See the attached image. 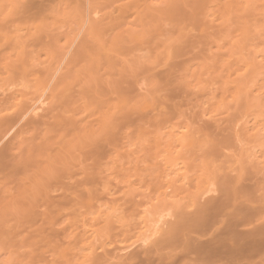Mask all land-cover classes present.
<instances>
[{"label": "rangeland", "instance_id": "obj_1", "mask_svg": "<svg viewBox=\"0 0 264 264\" xmlns=\"http://www.w3.org/2000/svg\"><path fill=\"white\" fill-rule=\"evenodd\" d=\"M1 1L3 3L0 4L1 6L0 30L2 31L0 33L2 34L1 37L4 36L5 38L4 37L3 39L0 38V52H3L2 55H0V61H1L0 73L3 72L2 70L3 69L5 70V68H7V66L9 65V64L5 65L6 64L5 62H9L8 60L10 59V58L8 59L6 56L9 55V57H11L12 55L11 52H14L16 49L19 48V45L17 43L22 39V44L25 45L24 47L27 48L28 46L29 48L27 49L28 52L31 51L30 53L27 52L28 54L27 60L29 62L27 61L26 65L31 66L32 63V65L36 67V65L40 64L39 66L41 67V65H44L46 61L48 63L49 60H52L53 63H51V65L54 64L53 65L54 67L52 66V68L55 69L53 70L51 68L50 76L55 77L57 71L61 67L60 63L63 64V61H65V57L67 55L66 53L69 51V49L71 50V48L74 47V45H76V43L82 39V35H83L82 33H84L85 31L83 29L89 27L88 26L89 22L91 23L95 22L96 25H94L95 26L94 28L98 29L95 31L96 33H94V36L96 37L98 36L99 38L97 37L96 39V37H94L95 38L94 40H99L100 38L101 39L99 40L100 44L99 42L97 43L95 41H89L92 44L89 43L91 44V46L87 50L88 54L92 47H94L92 50L94 49L99 50L98 48L102 46L101 47L102 52L100 54L105 53L104 52L105 50L106 51L105 54L109 55L108 58L110 57L109 60L111 61L113 60L112 62L117 60L121 62H114L116 63L115 65L120 66V67L113 66L115 70L111 68L112 66L110 67V65H108L109 66L108 68H111V70L107 68L103 70L104 68L101 67L100 64L102 63L101 61L99 64L97 63L98 61L97 62L92 61L91 63L93 66H91L90 63L88 62V59L89 57H91V59L92 57H96L97 56L96 53L100 52L99 50L98 52L95 51L96 52L95 55H94V51H92L91 53L92 55L91 54L85 55L86 57L89 56L87 57V59L84 58L85 56L82 58L80 57L81 60L86 59L83 60V62L79 59L80 66L82 65L81 62L82 63H85L84 61L88 62V65L85 64L82 66V67L85 66V68H80L79 70L82 69L86 70L87 67L91 66L90 67L91 71H93L91 72L92 75L89 74L90 71L88 72H85V70L79 71L76 68L80 73L79 76L80 79L78 77L79 81L77 79V83L80 82L81 79L83 81L84 79L89 78V75L94 76V78H96L97 76L99 79L106 80L107 78H109L108 74L114 72V76H118L117 78L120 81L119 87L117 88V90H115V92H111V90L108 89L104 90L106 86H108L107 85L108 82L106 84L104 83L101 84L102 86L106 85L105 87H103L104 89L102 88V86L99 87V90H101L100 88L103 89V91L101 92H103L104 95L103 93H100V91L98 90L97 92L95 88L85 89L83 92H78L76 89L72 91L71 90L72 88L70 87H75L76 85V84H73L74 86L71 85L72 83L76 82V80H74L75 79L74 75H72L71 77L70 75H68L69 77L63 76L65 79L64 78L62 79V77L61 79L56 77L57 79L61 80L62 83H65L63 82V80L66 81L68 78L69 79L73 78L72 80L71 79L67 80L68 81L67 84L66 83H65L66 85L63 84L64 87H62V83L60 81L59 82L61 86L59 87L60 84H58L56 78L50 77V80L48 79L49 81H46L48 84L50 83V85L53 84V82L55 84L56 83L55 80L57 81L59 88V91L57 89V92L60 93H58L57 95V93L55 94L56 91L55 92L52 91L54 92L55 97L56 96L58 97L57 99L55 98V100L52 97H50L51 98L49 99L50 101L47 100L46 94L47 92L50 91L49 89H46L45 91L43 88L40 90L38 89L39 92H37L38 94L36 95V100H38L40 106L43 105V107H50L52 108L54 113L56 111L59 112V114L57 113L56 114L60 117V120L63 121L62 124L65 123L64 126L61 128L63 129V131L64 129H66L65 132L61 133L63 134L62 136L63 138H61V144H64V147L68 151L64 149L62 153L61 166L62 167L68 166L67 167L68 169L71 168L75 170L74 171L71 170V172L68 173L66 171L67 168L64 167L63 169L59 168L61 171L59 174L62 176V177L60 176L62 178V181L60 177H59L60 180L59 179L58 180L61 181L62 184L61 183L58 184L59 183L58 180H56L58 182H56L55 180L51 181L50 184V186L52 184H54L55 186L56 184L60 185L57 188L58 190L54 189L55 187L54 185L53 188L52 186L51 188L50 186L46 187L47 191H50V193L49 192L48 193L50 195L52 194L51 195L52 197L53 195H55L53 198L54 200L56 199L57 202V203L54 202L55 204L52 206V209H53V214L55 216H58V219H55V224L52 228H50V225H47L45 223V216L41 215L42 210L45 209V201L42 199L43 196L42 198H40L41 195H39L38 199H36L38 195L37 196L35 195L37 193L39 194V192H42V190L41 191L38 190L41 188L39 187L38 184H36L38 183L36 180L37 178L35 176L36 179H34L33 178L34 175L31 174L30 177L32 178L31 181H28L30 180V178L27 181L28 183L29 182L32 183L27 185L33 186L35 184V186H33L32 188L29 187V190L31 188V191L33 189V192L31 193L35 197L32 194H30V191L28 190L29 191L28 193L32 195V197L34 198L30 199L29 202H27L28 200L25 202L22 201L21 205L22 204L25 205L21 206L19 203L20 208L13 207V209L8 211L9 214L7 213L5 214L6 216L3 217L2 221L4 222H1L0 220V264H100V261L98 260L99 257L92 255L93 254L92 252H95L93 249L95 250L97 249V251L95 252L96 255H98L100 253L99 251H101L102 249L104 250V252L108 251L111 254H114L116 252V249L114 248H117L118 250H121L122 248L128 250L127 248L129 247L133 249L140 245L147 244L148 242L152 241L150 239H152L153 235H154L153 238H155L157 237L156 235L159 234L158 229L160 224L156 225L158 226L157 227L158 229L155 228L153 230L154 227L153 225L152 227L149 226L151 228L146 227L142 231H140L141 229H143L140 227L142 224H140V226L138 225L140 227V230L139 228H137L136 224H138V222L141 221L142 218L140 219V217H143L144 215L143 210H145L147 204L149 205L151 203L150 201H152L153 197L157 195L156 194L157 191H159V189L162 188V187L160 188V185L162 186L166 184V182L160 180L161 179L160 176H163L162 179L164 178V180L167 178L168 180H170L172 179L173 175L176 176L177 171L181 172L184 169L183 167H185L184 170H186L187 174L191 173V175L190 174L188 175V177H190L189 179H187L188 177H186V180H190L193 179L192 177H197V176L199 177L198 173L199 172L203 173L202 170L206 168L205 167L206 165L207 168H209L208 169L209 174L207 173L208 176L206 177H208V180H210V182L207 179L205 180L208 181V183L205 184L207 187L201 186L200 188L201 191H199L200 194L204 190L205 192H207L208 190L220 191V193L224 195L227 193L225 196L227 197L229 195L228 199L229 197L232 198V200L231 198L229 199V202L236 200L238 198L236 202L242 203L239 206H242L244 204L242 207L248 205V207L245 206V208H251V207L255 208V212L251 214V216L248 218L249 220L264 219V136L260 135V131H264V0H246V2L245 0L244 1L242 0L241 2L240 0H230V1L227 0L229 1V3L226 2L225 0L224 1L223 0H219V1L178 0L177 1L176 0L177 2V5L175 4L176 7H174V3L171 6H167L166 3L165 10L164 7H162L161 10H158L160 8L153 7L151 4L152 0L150 1L134 0V2L133 0L132 1L124 0L125 2L123 1V3L120 4L115 2H122V0L121 1L110 0L111 4H109V0H98V1L97 0H73V1L43 0L44 3L41 2L40 4L42 5L45 4V6L43 5L44 8L43 6L39 5L37 9L39 10L37 11V13L39 14L40 17L38 16L37 13H35L36 12L35 8H34L35 10L32 9L34 11L33 13V11L28 9L27 11L19 9L18 4L16 6V4L13 3L14 0L13 1L11 0L10 2L9 0H0V2ZM105 1L111 6L109 5L105 6L104 4ZM127 1L129 5H127L128 4ZM237 1L238 3H236ZM49 2L50 5L48 6ZM68 2L70 5L68 4ZM81 3L83 4L81 5ZM100 3L104 5H101ZM71 4H73V6L76 4V6L72 7ZM92 4H98V5L96 6ZM122 4H124L123 7H121ZM68 5L70 6L71 10L73 9L79 13L77 14V12L75 13V11L73 12L72 10L73 13L72 14L71 10L69 11V7H67ZM99 5H101L100 8L102 6L104 7L100 9L98 7ZM226 5L229 7H227ZM7 6L9 7L8 9L6 8ZM54 6L55 8H52ZM143 6H146L147 9H145ZM12 7H14V9ZM77 7L79 9H82V11L80 10L78 11ZM92 7L94 8V10ZM11 8L13 9L12 12L10 11ZM63 8L66 10H64ZM120 8L123 11L121 14L119 13L121 11ZM225 8L227 12L225 11ZM228 8H230V10ZM49 9H51L50 13H49ZM43 10H46L44 11L46 14H43L44 13ZM61 10L63 12L67 11V13L66 14L62 13ZM140 10L142 13H144V15L141 12H140L141 15L139 14ZM8 11H10L13 15L9 14L10 12ZM28 12H30L29 13L30 15L28 14ZM135 12L136 13L138 12V14H136ZM6 13L7 15L8 14L9 15L7 16ZM58 13L59 14L61 13V16ZM108 13L111 14L109 15ZM129 13L131 14L129 15ZM75 14H77L76 19H75ZM22 15L25 16L23 17ZM31 15H32L31 19L33 17L34 18L33 20L30 21L29 16ZM80 15H81V20H79ZM123 15H125V17L128 15L129 17L127 16L128 18L126 17L124 19ZM71 18L73 20L76 21L78 20V21L77 22L72 21ZM53 20L57 22L54 24ZM9 21L10 23L6 24ZM45 21L48 22L49 25ZM69 21L72 22L70 23ZM132 21L135 22L133 23ZM43 22L45 26H43ZM78 22L80 23L79 25ZM45 23L48 25L47 28H45L46 27ZM64 23H66V25H63ZM21 25L24 27H21ZM90 25L93 26V24ZM101 25L103 26V29ZM63 26H65V28ZM104 26H106L107 28ZM6 27L7 29L8 28L9 29L7 30ZM77 27L79 28V30ZM127 27L129 28L132 27V28L128 29ZM12 28L13 29L15 28L16 30L15 29L13 30ZM28 28L31 29V31H28L29 30ZM37 28H40L41 30ZM43 28H45L46 30H44ZM53 29H55L56 32ZM58 29L59 31L64 32L65 34L62 33L64 35H61V32H59ZM20 30L22 33L20 32ZM67 30L69 31L68 32L69 35L67 34ZM3 31H6L7 37L6 35H4L5 32L3 33ZM15 31L20 32L21 35L23 34L26 35L30 33L32 35L35 34L34 35L35 37L30 34L32 36V39L31 36L28 37L29 35L27 36V39L25 38L26 37L25 35L23 36L20 35L25 39L20 38L19 36L20 33L19 34L18 32L15 33ZM41 32L43 33L41 34ZM13 33L16 34L15 37L20 38V40L19 38L17 39V43L14 42L15 37ZM12 34L13 36L11 37ZM47 34H50V36ZM70 34L71 35L73 34L74 36L73 35L71 36ZM59 35H61L62 37H60ZM113 35L118 37V39L115 38L116 41H113V37H114ZM69 38L71 41L69 40ZM35 39L36 40L39 39V40L36 41L35 43ZM31 40H33L35 44H32L33 41ZM46 40L50 42V44H48ZM68 40L70 42H67ZM101 40L103 41L102 43L104 42L107 43H104L105 44L104 45L101 43ZM23 41H25L26 43H23ZM20 43L21 42H19V44ZM108 43L109 44L112 43V45L109 46ZM121 43L123 46L121 45V47H119L120 46L119 44ZM97 44L100 46H97ZM16 45L18 46V48L12 50L13 49L12 47L15 48ZM60 46L62 49L64 48L63 49L64 51L60 48ZM43 47L45 50L44 49L42 50ZM107 47L108 49H106ZM123 47L125 53L122 51V49H120ZM2 48H4L5 52L3 51ZM26 48H24L25 51ZM31 48L32 50L33 49L34 50L32 51ZM109 49L110 50L113 49L112 50L113 54H111L112 51L110 52ZM6 50H8L9 52ZM127 50H129V52ZM40 51H43L45 54H43V52L40 53ZM49 51H50V55L48 54ZM6 52L7 55L5 56ZM53 53L55 54L53 55ZM36 54L39 56V58L38 56L37 58H35ZM48 55L49 56L52 55L51 58ZM146 55L147 56L149 55V57H147ZM44 56L46 57L43 58ZM53 56L55 58L58 57L59 61L57 58V60H55L54 62V59H52ZM103 56L104 55H102V57ZM114 57L116 58L115 60ZM118 57L120 58L118 59ZM5 58H7V60ZM31 59L33 60V62L35 61L37 64L33 63ZM91 59L89 61H91ZM123 60H126L127 64H125L124 63L125 61ZM3 61L5 62L2 63ZM42 61L44 62L43 64ZM150 61L152 65H150ZM122 65H127V66L129 65V66L128 67L124 66L123 68ZM80 66H78V68ZM131 66L133 67L131 68V70H129L130 69L129 67ZM138 67H141V69L143 70L142 73H141L142 70H140ZM118 68L121 69L118 71L117 70ZM33 69L34 71L36 70V68L34 67L32 68L30 67L29 70H33ZM125 69L127 70L125 71ZM120 71H124L125 73L123 74ZM136 71H138V73H136ZM117 72H119V75L117 74ZM126 73H130V74L127 75ZM47 75L48 74L45 75L46 79H47ZM129 75L132 77V79L130 78ZM84 76L86 78H84ZM144 79L145 82H143ZM25 81L24 82L21 81V83L28 84L29 82H32L33 81L32 76L28 75ZM69 81L71 82L70 84ZM100 81L106 82L102 80ZM128 81H131L130 82L132 84L131 86H129L130 83H128ZM140 85L142 88L139 87ZM56 86L57 85L55 84L54 87L56 88ZM132 86L133 88H130ZM146 86H148L149 89L153 87V89L146 90L147 88ZM124 87L127 88V90L124 89ZM47 88H49V86ZM62 88L64 91L61 92ZM133 89H135V91ZM138 89H140V91ZM41 90L44 94L41 92ZM67 90H69V92H67ZM121 90H126V91H123V93L120 94V92H122ZM105 91H108L110 93L108 92L105 93ZM92 92L94 94H92ZM124 93L125 94L128 93V94L124 95ZM144 93H146L145 96H143ZM73 94L76 95V97ZM92 95L96 96V97L94 96L95 100L96 99L98 100L96 101V103ZM84 96L86 97V101H84L85 99ZM134 96L136 98H134ZM71 97L75 98L74 99L75 101L71 99ZM124 98L127 99L125 100ZM40 100L42 101L40 102ZM51 100L53 101V103ZM71 100L74 104L73 103L71 104L70 102ZM14 101L12 103H14ZM43 101L45 102L43 103ZM61 101H63V103ZM55 102L56 104H54ZM8 103L9 102H5V104L3 103L4 105L0 106V111H5L7 109L6 107H8L9 109V106L12 103H9L10 105H8ZM70 104L71 106L69 107ZM95 104L98 107H95ZM60 105L61 106L63 105V107L61 108ZM1 107L4 110H2ZM107 107L110 108L112 112L110 111V109L108 112H105L108 110ZM122 108H124V111L120 110ZM132 108L134 109L135 113L132 110ZM102 109H105V111ZM113 110H115V112ZM108 113H111V116H109L110 114ZM112 113L116 115H113ZM130 113L132 115L129 117ZM99 114L100 116H98ZM105 114H108V116H105ZM119 116H121L122 119ZM132 116L134 117L132 118ZM107 117H109V119ZM208 117H212V119H207ZM105 118L108 121H106ZM72 119H75V122ZM102 120L106 121L105 122L106 124H103L104 121ZM76 121H78V123ZM100 122H102V124ZM103 125L107 127L104 128ZM44 126L45 124H43V126L42 124L37 125V128L35 129L37 131L38 130L41 131L42 135L37 133L36 136L40 135L43 138L44 136L43 132L47 131L46 129L49 130L50 128H51L50 131H53L52 134L53 136L54 135L58 136V134L60 133V132L57 133L60 130L59 126L56 127V131H57L56 133L54 132L55 126L52 127V124L49 126L50 128L46 125L47 127L45 130H44L45 128ZM108 126L111 128L109 129ZM34 127H32L31 129H34ZM57 128L59 130H57ZM81 129H82V133H79ZM29 130L30 129H28L27 131L30 132L31 130L30 131ZM36 130L34 132H36ZM50 131H48L49 132L48 135L51 134ZM67 131L70 133H68ZM32 132H30V134L34 133ZM96 132H98L97 135L95 134ZM64 133H66L65 136ZM77 133L78 136L76 135ZM110 133L113 135L110 136L109 135ZM26 135H29V133ZM87 135H91V136H87ZM32 136H35V133ZM113 136L116 137V139L113 138ZM111 137L113 139H110ZM83 138L84 140L87 141L85 142L87 146H85ZM56 140L58 141L59 139ZM101 140L104 141L108 140V142L105 144V142H101ZM114 140H117V142L116 141L113 142ZM77 141H80L79 146L82 144L80 147L77 145L78 144ZM71 142L72 145L70 147L69 145L71 144ZM153 142H156V144H153ZM113 143L116 144L118 149L112 148L114 147ZM88 145H90V147H88ZM104 151L107 153H105ZM71 152H73V154L75 155H73ZM115 152H117V154H115ZM169 152L171 154H168ZM177 152H179V154ZM77 153H79L81 156L78 157L79 154ZM211 156H212L211 158L212 161L210 160ZM66 157H68L69 159H67ZM83 157H85V159L88 161H86ZM110 157L111 159H109ZM167 157H170L172 159L170 158L168 159ZM162 159L165 161L163 162ZM167 159L168 162L169 161L172 162L166 163ZM175 159L177 160L175 161ZM114 160L117 162V164H115L116 162H114ZM158 161L161 162L162 164L161 163L159 164ZM177 162L179 163V165ZM183 162L185 164H183ZM66 163L67 164L70 163L71 166L70 165L66 166ZM201 164L204 166V168ZM123 165L125 167H123ZM175 165L176 168H178V170L175 168ZM146 166L147 169H145ZM188 166L190 171L187 170ZM77 167L79 168V170L76 169ZM80 167L83 169L81 170ZM160 167L161 169L163 168V170H161ZM117 169L118 171H116ZM166 169L167 172H169L170 170L171 173L169 172L168 173L169 175L166 174ZM64 170L65 172H62ZM172 170L174 171V173H172L173 172ZM208 170H206V172ZM81 171L83 174L81 173ZM159 171L161 174L158 173ZM187 171H189V173ZM75 173L78 175L75 176ZM156 173H158L159 176H157ZM70 174L73 175L72 176L73 178L70 176ZM66 175H68L67 178L65 177ZM79 176L81 178H79ZM185 176L187 175L184 174L182 175L181 178ZM64 177L65 180H63ZM176 177L177 180L181 179L178 176V173ZM33 179L36 180V182L34 181L35 183L33 182ZM156 179L157 180L159 179L158 180L159 182H155ZM174 179L176 180V178H173V181ZM183 179L185 180V178ZM71 180L72 181L75 180L73 182L75 187L73 184L72 186L71 183L69 182ZM184 180L181 181L178 180V182L179 183L182 182L184 185H186V186L183 185V187H185L184 189L186 190H189V188L194 184V182L196 183V181H192L193 183L191 182V185L189 186L187 185V183H185L186 181L184 182ZM65 181L69 182L70 184L68 183L69 185H67V182ZM160 181L163 182L160 183ZM173 183H175V181ZM63 184L69 187L63 186ZM156 184H158L159 187L155 189V187L158 186ZM241 186H243L244 189L247 190L243 194L241 189L237 188ZM181 187L182 185H180L179 188L183 189V187L182 188ZM196 188L195 189L198 191V187ZM43 189L44 192L45 188L43 187ZM109 189H111L112 191H110ZM151 189H153L154 191ZM180 189H179V193H180ZM106 191L109 193H107ZM184 191L185 190L182 191L183 193L181 192L182 196H184ZM236 191H239L237 193L238 194L240 193L241 195L239 194V196L238 195L235 196ZM188 192H191V190H189ZM188 192L187 191L185 192L186 198L189 195ZM153 193L155 194L151 195ZM106 194H110V196ZM230 194L232 196H230ZM57 195L60 196L57 197ZM194 195L195 194L190 193L191 197L188 196L187 199H183V204H179V206L183 205L184 207L185 206L187 207L191 202L190 200H192V196ZM233 195L235 196V198H233L234 197ZM61 196H65L66 200L60 198ZM112 197L113 199L111 200L110 198ZM128 197L132 199H129ZM138 199L139 200L144 199V200L139 201ZM134 200L137 201L135 202ZM130 201L133 203H131ZM37 202L40 205V207L37 206L38 205ZM136 203H138L139 206ZM42 205L44 207H42ZM16 206H18V204ZM106 210L108 211L107 213ZM132 210L136 212L133 213ZM99 212L101 215L99 214ZM98 222H102V223H98ZM253 222L255 223V221ZM99 225L104 228H106V226H109L108 227L109 229L106 228L107 230L105 231L107 234L104 233L103 229H101ZM133 225L135 226L136 230L135 229L130 230V227L133 228ZM115 229L116 230L120 229L121 231L117 230L118 231L117 232L115 231ZM95 230L97 234H95L96 233ZM109 230H111L110 233L108 232ZM154 231L156 232L154 233ZM116 232L117 235L115 234ZM108 233L110 235L109 238L103 236V234L107 236ZM112 233L114 236H111ZM83 234L85 235L83 236ZM93 234L97 236H94ZM90 239H92V241ZM90 250H91V255L89 254ZM87 254L90 255L89 256L90 258L87 257L88 256ZM91 257L94 258V261L92 260ZM101 264L103 263L101 262Z\"/></svg>", "mask_w": 264, "mask_h": 264}, {"label": "bare ground", "instance_id": "obj_2", "mask_svg": "<svg viewBox=\"0 0 264 264\" xmlns=\"http://www.w3.org/2000/svg\"><path fill=\"white\" fill-rule=\"evenodd\" d=\"M11 0H9V2H10ZM13 1V0H12ZM68 1V0H67ZM71 1V0H70ZM73 1V0H72ZM98 1V0H97ZM96 1V2H97ZM121 1V0H120ZM123 1L124 0H122V2H115V3H123ZM132 1V0H131ZM142 1V0H141ZM140 1V2H141ZM147 1V0H146ZM150 1V0H149ZM178 1V0H177ZM217 1H219V0H217ZM216 1V2H217ZM224 1V0H223ZM223 1H222V3H223ZM226 2H228L229 3V1H227V0H225ZM242 0H240V2H241ZM244 1V0H243ZM16 2H17V0H16ZM15 2V0L13 1V3H15L16 4V6H17V4H18V7H19V9H21V10H26L27 11V9L28 10H31V11H33L32 9H36V12L35 13H37V11H39V10H37L38 9V6L39 5H41V6H45V4H40L41 2H43V0L41 1V0H18V2L16 3ZM51 2V1H50ZM50 2L48 3V6L50 5ZM62 2V1H61ZM64 2V1H63ZM100 2V1H99ZM103 2V1H102ZM125 2V1H124ZM133 2H134V0H133ZM144 2V1H143ZM211 2V1H210ZM225 2V3H226ZM235 2V1H234ZM245 2H246V0H245ZM1 3H3L2 1L0 2V4ZM5 3V2H4ZM6 3H7V1H6ZM12 3V2H11ZM44 3V2H43ZM72 3H74V2H72ZM76 3V2H75ZM85 3V2H84ZM90 3H93V2H90ZM127 3H128V1H127ZM142 3V2H141ZM146 3V2H145ZM167 3V6H171L173 3H174V7H176V5H177V2H176V0H166V2H165V4ZM215 3V2H214ZM213 3V4H214ZM219 3H221V2H219ZM224 3V4H225ZM231 3V2H230ZM236 3H238V1L236 2ZM14 4V5H15ZM47 4V3H46ZM62 4V3H61ZM60 4V5H61ZM68 4H69V2H68ZM77 4H78V2H77ZM83 3H81V5H82ZM101 4V3H100ZM104 4H105V6L106 5H109V4H111L110 3V0H109V4L105 1L104 2ZM104 4H101V5H104ZM137 4V3H136ZM152 4V3H151ZM151 4H150V6H151ZM176 4V5H175ZM13 5V4H12ZM70 5V4H69ZM67 6V7H69V11L71 10L70 9V6ZM72 5V7H74V6H76V4L73 6V4H71ZM92 5H98V4H92ZM101 5H99L98 7L100 8V6ZM123 5L124 4H122L121 5V7H123ZM127 5H129V3L127 4ZM140 5V4H139ZM230 5V4H229ZM9 6V5H8ZM6 7L7 9L9 8V7ZM44 6H43V8H44ZM47 6V7H48ZM56 6V5H55ZM55 6L54 7H52V8H55ZM58 6V5H57ZM79 6V5H78ZM109 6H111V5H109ZM132 6V5H131ZM219 6H221V5H219ZM227 6V5H226ZM241 6V5H240ZM1 7V6H0ZM15 7V6H14ZM14 7H12L13 9H14ZM37 7V8H36ZM82 7V6H81ZM83 7H85V6H83ZM102 7H104V6H102ZM101 7V8H102ZM113 7V6H112ZM118 7H119V5H118ZM145 9H147L146 8V6H143ZM148 7V6H147ZM165 7L166 6H164V10H165ZM173 7V8H174ZM227 7H229V6H227ZM226 7V8H227ZM231 7V6H230ZM10 9V11L12 12V10L13 9ZM46 8V7H45ZM51 8V7H50ZM78 8V7H77ZM85 8H87V7H85ZM84 8V9H85ZM93 8V7H92ZM100 8V9H101ZM129 8H131V7H129ZM151 8V7H150ZM220 8V7H219ZM226 8H225V11H226ZM232 8V7H231ZM2 9V8H1ZM5 9V8H4ZM6 9V10H7ZM34 9V10H35ZM41 9V8H40ZM62 9V8H61ZM64 9V8H63ZM68 9V8H67ZM75 9V8H74ZM98 9V8H97ZM121 9V8H120ZM120 9H119V11H120ZM126 9V8H125ZM152 9V8H151ZM162 9V7L160 8V9H158V10H161ZM229 10H230V8H228ZM240 9V8H239ZM17 10V9H16ZM20 10V11H21ZM60 10V9H59ZM64 10H66V9H64ZM73 10V9H72ZM72 10H71V13H72ZM82 11V9H79L78 8V11ZM93 10H94V8H93ZM106 10H108V9H106ZM106 10H104V11H106ZM115 10V9H114ZM128 10V9H127ZM156 10V9H155ZM236 10V9H235ZM10 11H8V12H10ZM42 11V10H41ZM40 11V12H41ZM44 11H46V10H43V12ZM50 11H51V9H49V13H50ZM56 11V10H55ZM62 11V10H61ZM61 11H59V12H61ZM75 10H73V12H74ZM103 11V12H104ZM111 11H112V9H111ZM131 11V10H130ZM129 11V12H130ZM151 11V10H150ZM154 11V10H153ZM9 13V14H11V15H13L12 13ZM15 12V11H14ZM25 12V11H24ZM39 12V13H40ZM77 11H75V13H76ZM97 12V11H96ZM123 11H122V9H121V11L119 12L120 14L122 13ZM140 12H141V10L139 11V14H140ZM227 12V11H226ZM233 12V11H232ZM5 13V12H4ZM16 13H17V11H16ZM23 13V12H22ZM30 12H28V14H29ZM33 13H34V11H33ZM54 13V12H53ZM62 13H67V11H65V12H63L62 11ZM79 12H77V14H78ZM81 13V12H80ZM98 13V12H97ZM136 13V12H135ZM134 13V14H135ZM142 13V12H141ZM148 13V12H147ZM146 13V14H147ZM157 13V12H156ZM155 13V14H156ZM8 14V15H9ZM27 14V13H26ZM32 14V13H31ZM38 14V13H37ZM43 14H46L45 12L43 13ZM59 14V13H58ZM57 14V15H58ZM64 14V15H65ZM73 14V13H72ZM77 14H75V19H76V15ZM109 15L111 14V13H108ZM118 14V13H117ZM131 13H129V15H130ZM136 14H138V12L136 13ZM143 15H144V13H142ZM5 15V14H4ZM6 15H7V13H6ZM7 15V16H8ZM30 15V14H29ZM50 15V14H49ZM60 16H61V13L59 14ZM58 15V16H59ZM71 15V14H70ZM90 15H91V13H90ZM90 15H88V16H90ZM119 15V14H118ZM141 15V14H140ZM23 16V15H22ZM25 16V15H24ZM23 16V17H24ZM28 16V15H27ZM37 16V15H36ZM38 16H39V14H38ZM44 16V15H43ZM63 16V15H62ZM74 16V15H73ZM94 16V15H93ZM124 16V19L128 16H126L125 17V15H123ZM2 17V16H1ZM18 17V16H17ZM31 17H32V15L31 16H29V18H30V21L31 20H33V18L31 19ZM40 17V16H39ZM113 17H114V15H113ZM129 17V16H128ZM127 17V18H128ZM134 17V16H133ZM132 17V18H133ZM137 17V16H136ZM16 18V17H15ZM70 18V17H69ZM73 18V17H72ZM71 18V20L72 21H75V22H77L76 20H73ZM10 19V18H9ZM17 19V18H16ZM21 19V18H20ZM23 19V18H22ZM41 19H42V17H41ZM44 19V18H43ZM79 19V18H78ZM34 20H36V19H34ZM50 20V19H49ZM55 20H57V19H55ZM55 20H53L54 21V24L57 22H55ZM79 20H81V15H80V19ZM131 20V19H130ZM3 21V20H2ZM8 21V20H7ZM14 21V20H13ZM72 21H69L70 23L72 22ZM128 21V20H127ZM141 21H142V19H141ZM46 22V21H45ZM98 22V21H97ZM129 22V21H128ZM133 23L135 22V21H132ZM145 22V21H144ZM8 23H10V21L9 22H7L6 24H8ZM18 23V22H17ZM22 23V22H21ZM20 23V24H21ZM25 23V22H24ZM47 24H48V22H46ZM45 23V24H46ZM60 23H61V21H60ZM67 23V22H66ZM66 23H64L63 25H66ZM83 23V22H82ZM100 23V22H99ZM14 24V23H13ZM46 24V27L45 28H47V26L49 25H47ZM53 24V23H52ZM58 24V23H57ZM72 24H74V23H72ZM80 23L78 22V25H79ZM89 25V27L87 28L86 27V29H83V30H85L84 31V33H82V31H81V33L83 34L82 35V39L79 41V42H77L76 43V45H74V47H72L71 48V50L69 49V51L66 53L67 55H66V57H65V55H64V57H65V61H63V64L62 63H60L61 64V67L59 68V70L57 71V74L55 75V77H53V76H50L51 75V68H52V66L54 65V64H52L51 65V63H53V61L52 60H49V61H51V62H49L48 61V63H47V61H46V63H47V65H46V63H44L43 61H42V64L44 63V65H41V67L39 66V65H36V67L34 66V65H32V63H31V66L30 65H26V63H27V57H28V54H27V52H28V50L27 49H29L28 48V46H27V48L26 47H24L25 45H23L22 44V39L20 40V38H24V37H21V36H23V35H25V34H23V35H21V30H20V32H18V31H15V33H17L18 32V34H19V36H20V38L19 37H15V35L16 34H14V39H15V41L14 42H16L17 43V39L19 38V40L20 41H18V45H19V48H18V46L16 47L15 46V48L14 47H10L12 50H14V49H16V48H18V49H16L14 52H11V57H9V55H7V52L5 53V56L9 59L8 61L9 62H5V61H3L2 63H6L5 65H7V64H9L8 66H7V68H5V70L3 69L2 71L3 72H1L0 73V106L1 105H4L5 104V102H9V103H12L14 100V103H12L13 104V106H12V104L10 105L9 103H8V105H10L9 106V109H8V107H4L6 110L5 111H0V220H1V222H4V221H2L3 220V217L4 216H6L5 214H7L8 213V211H10L11 209H13V207H18V208H20V206H19V203H20V205H21V203H22V201H27V202H29L30 201V199H32V198H34L35 196H37V198L36 199H38V197H39V195H41L40 196V198H42V196H43V200L45 201V209H43L42 210V212H41V215H43V216H45V223L47 224V225H50V228H52L53 226H54V224H55V219H58V216H55L54 214H53V209H52V206L55 204V203H57L56 202V199L54 200V196L55 195H53V197L49 194L50 193V191H47V186H50V184H51V181H56V180H58L59 179V177L61 176L59 173L61 172L60 171V169L59 168H62L63 169V167L61 166L62 164V161H61V159H62V153H63V151H64V149L66 150V148L64 147V144H61V138H63L62 136H63V134H61V133H63V132H65V130L66 129H64V131H63V129H61L63 126H64V124H62V122L63 121H61L60 120V117L57 115V114H59V112H53V110H52V108H50V107H43V105H41L40 106V104L38 103V100H36V95L38 94L37 92H39L38 91V89L40 90V89H44V91L46 90V89H49L50 91L49 92H47V94H46V96H47V100L48 101H50L49 99H51L50 97H52L54 100H55V98L57 99L58 97L56 96L55 97V94L57 93V95H58V93H60V92H57V89H58V91H59V88H58V84H60V82L62 83V81L61 80H59V79H61V77H62V79L64 78L63 76H68V75H70V77L72 76V75H74L75 76V79L74 80H76V82L75 83H72L71 85H73V84H76L75 85V87H77V88H75V87H70V88H72L71 90L72 91H74L75 89L78 91V92H83L85 89H89V88H95L96 89V91L98 90V91H100V93H103V92H101V91H103V87H105V86H102L101 84H106L107 82V85L108 86H106V88L104 89V90H106V89H108V90H111V92H115V90H117V88L119 87V83H120V81H119V79L117 78L118 76H114V72H112V73H109V74H111V75H113V76H111V75H109L108 74V76H109V78H107L106 80H103V79H99L97 76H96V78H94V76H90L89 75V78H86L85 76H84V78H86V79H84L83 81H82V79H81V81L80 82H78L77 83V79H78V77L80 76V73H79V71H82V70H85V69H82V70H79L80 68H85V66L84 67H82L83 65H88V62L90 63V65L91 66H93L92 65V61H95V62H97L98 64L100 63V61L102 62V63H100L101 64V67H103L104 69L103 70H105V68H107V69H109V70H111V68H113L114 69V67L113 66H119V65H115L116 63H114V62H121V61H114V62H112L111 60H109L110 59V57L108 58V54L106 55L105 53H106V51L104 50V52L105 53H102V54H100L101 52H102V46L100 47V48H98L99 50H100V52H98L99 50H92L94 47H92L91 49H90V52H89V54H91L92 53V51H94V55H95V51H97L98 53H96L97 54V58L96 57H92V59L93 58H96V59H91V57H89V56H87V57H89V59H88V62L87 61H84L85 63H82L83 62V60H86L87 59V57L85 56V55H89L88 54V48L91 46V42H89V41H95V42H99V44H100V39L99 40H94L95 38L94 37H96V36H94V33H96L95 31L96 30H98V29H95L94 27V25H96L95 24V22H93V23H91V22H89L88 23ZM90 24H93V26L92 25H90ZM102 24V23H101ZM127 24V23H126ZM126 24H123V25H126ZM129 24V23H128ZM136 24H137V22H136ZM144 24H146V23H144ZM143 24V25H144ZM1 25V24H0ZM11 25V24H10ZM17 25V24H16ZM24 25V24H23ZM77 25V24H76ZM98 25V24H97ZM100 25V24H99ZM135 25V24H134ZM148 25V24H147ZM7 26V25H6ZM26 26V25H25ZM28 26V25H27ZM43 26H45L44 25V22H43ZM43 26H41V27H43ZM60 26V25H59ZM81 26V25H80ZM79 26V27H80ZM102 26V25H101ZM119 26H121V25H119ZM138 26V25H137ZM3 27V26H2ZM11 27V26H10ZM15 27V26H14ZM21 27H24V26H22L21 25ZM29 27V26H28ZM32 27V26H31ZM37 27V26H36ZM40 27V28H41ZM52 27V26H51ZM50 27V28H51ZM64 28H65V26H63ZM71 27V26H70ZM99 27V26H98ZM104 27H106V26H104ZM144 27V26H143ZM146 27V26H145ZM1 28V27H0ZM40 28H37V29H40ZM45 28H43L44 30H46ZM50 28H48V29H50ZM55 28V27H54ZM58 28V27H57ZM61 28V27H60ZM59 28V29H60ZM78 28V27H77ZM107 28V27H106ZM128 29H130V28H132V27H127ZM5 29V28H4ZM3 29V30H4ZM6 29H7V27H6ZM9 29V28H8ZM7 29V30H8ZM13 29V28H12ZM15 29V28H14ZM13 29V30H14ZM24 29V28H23ZM29 29V28H28ZM42 29V30H43ZM52 29V28H51ZM59 29H58V31H59ZM95 29V30H94ZM102 29H103V26H102ZM147 29V28H146ZM16 30V29H15ZM41 30V29H40ZM55 32H56V30L55 29H53ZM61 30V29H60ZM72 30V29H71ZM78 30H79V28H78ZM99 30H101V29H99ZM106 30V29H105ZM117 30V29H116ZM122 30V29H121ZM127 30V29H126ZM28 31H31V29H29ZM104 31V30H103ZM128 31H130V30H128ZM0 32H2L1 30H0ZM5 32V33H4ZM26 32V31H25ZM35 32H36V30H35ZM34 32V33H35ZM46 32V31H45ZM54 32V33H55ZM59 32H61V35H64L65 33L64 32H62V31H59ZM69 31L67 30V34L69 35V33H68ZM74 32H75V30H74ZM76 32H77V30H76ZM110 32V31H109ZM126 32V31H125ZM3 33H4V35H6V37H7V33H6V31H3ZM11 33V32H10ZM27 33H29V32H27ZM39 33H40V31H39ZM43 32H41V34H42ZM47 33V32H46ZM51 33V32H50ZM62 33H64V34H62ZM98 33V32H97ZM111 33V32H110ZM1 34V33H0ZM8 34H9V32H8ZM13 34L11 35V37L13 36ZM31 34V33H30ZM30 34H26L25 36V38L27 39V36L28 37H30L31 35ZM38 34V33H37ZM57 34V33H56ZM101 34V33H100ZM127 34V33H126ZM35 35V34H34ZM34 35H32V36H34ZM39 35V34H38ZM47 35H49L50 36V34H47ZM53 35V34H52ZM58 35V34H57ZM61 35H59L60 37H62ZM71 35V34H70ZM73 35V34H72ZM71 35V36H72ZM97 35H99V34H97ZM102 35V34H101ZM104 35V34H103ZM106 35V34H105ZM128 35V34H127ZM2 36V34L0 35V38H2L3 39V37H1ZM32 36H31V39H32ZM74 36V35H73ZM77 36V35H76ZM80 36V35H79ZM83 36H84V38H83ZM114 37H113V41H116V39L115 38H117L118 39V37H116L115 35H113ZM35 37V36H34ZM37 37V36H36ZM40 37V36H39ZM52 37V36H51ZM56 37H58V36H56ZM55 37V38H56ZM98 37V36H97ZM97 37H96V39H97ZM102 37V36H101ZM107 37V36H106ZM109 37V36H108ZM5 38V37H4ZM24 38V39H25ZM64 38H65V36H64ZM68 38V37H67ZM66 38V39H67ZM99 38V37H98ZM104 38V37H103ZM6 39H8V38H6ZM13 39V38H12ZM13 39V40H14ZM30 39V38H29ZM108 39V38H107ZM39 40V39H38ZM38 40H36L35 39V43H36V41H38ZM57 40V39H56ZM69 40H70V38H69ZM67 41V42H70V41ZM27 41V40H26ZM31 41H33V40H31ZM47 41V40H46ZM45 41V42H46ZM58 41V40H57ZM60 41V40H59ZM110 41V40H109ZM11 42V41H10ZM19 42H21L20 44H21V46H20V44H19ZM54 42V41H53ZM63 42H64V40H63ZM62 42V43H63ZM66 42V41H65ZM103 41L101 40V43H102ZM15 43V44H16ZM23 43H26L25 41H23ZM28 43V42H27ZM34 43V41H33V43L32 44H35ZM44 43V42H43ZM47 43L48 44H50V42H48L47 41ZM72 43V42H71ZM89 43H91V44H89ZM94 43V42H93ZM104 43H107V42H104ZM104 43H102V44H104ZM113 43V42H112ZM112 43H108L109 44V46L110 45H112ZM135 43V42H134ZM14 44V43H13ZM12 44V45H13ZM54 44V43H53ZM73 44V43H72ZM107 44V45H108ZM23 45V46H22ZM28 45V44H27ZM45 45H47V44H45ZM60 45H61V43H60ZM67 45V44H66ZM105 45V44H104ZM120 46L119 47H121V45H122V43L121 44H119ZM31 46V45H30ZM35 46V45H34ZM43 46V45H42ZM51 46V45H50ZM53 46V45H52ZM65 46V45H64ZM63 46V47H64ZM97 46H100V45H98L97 44ZM117 46V45H116ZM123 46V45H122ZM6 47V46H5ZM41 47V46H40ZM104 47H106V46H104ZM118 47V46H117ZM118 47V48H119ZM8 48V47H7ZM24 48H26V51H25V49ZM60 48H61V46H60ZM67 48V47H66ZM116 48V47H115ZM117 48V49H118ZM135 48H136V46H135ZM3 49V51L5 52V50H4V48H2ZM36 49V48H35ZM44 49V47L42 48V50ZM62 49V48H61ZM60 49V50H61ZM64 49V48H63ZM62 49V50H63ZM106 49H108V47L106 48ZM120 49H122V51L125 53V51H124V47L123 48H120ZM8 50H10V49H8ZM8 50H6V51H8ZM11 50V51H12ZM31 50H32V48H31ZM34 50V49H33ZM32 50V51H33ZM41 50V49H40ZM45 50V49H44ZM49 50V49H48ZM110 50V49H109ZM113 50V49H112ZM112 50H110V52L112 51ZM47 51V50H46ZM54 51V50H53ZM64 51V50H63ZM62 51V52H63ZM67 51V50H66ZM87 51V52H86ZM116 51V50H115ZM117 51H119V50H117ZM128 52H129V50H127ZM9 52V51H8ZM31 52V51H30ZM30 52H28V53H30ZM37 52H39V51H37ZM41 52H43V51H40V53ZM61 52V53H62ZM108 52V51H107ZM2 53L3 52H0V55H2ZM14 53V54H13ZM32 54V53H31ZM38 54V53H37ZM36 54V57L35 58H37V55ZM43 54H45L44 52H43ZM49 55H50V51H49V53H48ZM55 53H53V55H54ZM60 54V53H59ZM63 54V53H62ZM111 54H113V51L111 52ZM116 54H118V53H116ZM115 54V55H116ZM129 54V53H128ZM30 55V54H29ZM34 55V54H33ZM48 55V56H49ZM92 55V54H91ZM93 55V56H94ZM102 55H104L103 57H102ZM125 55H127V54H125ZM52 56V55H51ZM51 56H49L50 58H51ZM58 56V55H57ZM60 56H62V55H60ZM85 56V57H84ZM130 56V55H129ZM147 56V55H146ZM46 56H44L43 58H45ZM82 57H84V58H86V59H83V60H81V58ZM116 57V56H115ZM114 57V60L116 59ZM121 57V56H120ZM120 57H118V59L120 58ZM124 57V56H123ZM147 57H149V55L147 56ZM152 57V56H151ZM2 58H4V57H2ZM7 58H5L6 60H7ZM30 58V57H29ZM34 58V59H35ZM38 58H39V56H38ZM40 58H41V56H40ZM48 58V57H47ZM49 58V59H50ZM58 58V57H57ZM57 58H55L54 56H53V58L52 59H54V62H55V60H57ZM63 58V57H62ZM126 58V57H125ZM131 58V57H130ZM132 58H134V57H132ZM139 58V57H138ZM82 61L81 62V66H80V63H79V61L80 60ZM91 59V61H89ZM144 59H146V58H144ZM2 60V59H1ZM32 60V59H31ZM39 60V59H38ZM61 60V59H60ZM137 60V59H136ZM157 60V59H156ZM58 61H59V58H58ZM57 61V62H58ZM123 61H125L124 63L125 64H127L126 63V60H123ZM146 61V60H145ZM144 61V62H145ZM1 62V61H0ZM29 62V61H28ZM32 62H33V60H32ZM40 62V61H39ZM104 62V63H103ZM138 62V61H137ZM147 62V61H146ZM1 63V64H2ZM33 63H35V64H37L35 61L33 62ZM41 63V62H40ZM109 63H111V64H109ZM148 63V62H147ZM112 64H114V65H112ZM119 64V63H118ZM122 64V63H121ZM131 64H132V62H131ZM131 64H129V65H131ZM139 64H141V63H139ZM138 64V65H139ZM149 64V63H148ZM51 65V66H50ZM56 65V64H55ZM103 65V66H102ZM108 65H110V67L111 68H108L109 66ZM128 65V66H129ZM150 65H152V63H151V61H150ZM28 66H30L31 68L32 67H34V68H36V70L34 71V69L33 70H29L30 69V67H28ZM37 66H38V68H37ZM58 66V65H57ZM78 66H80L79 68H78ZM90 66V67H91ZM107 66V67H106ZM123 66V68H124V66H127V65H122ZM127 66V67H128ZM54 67V66H53ZM59 67V66H58ZM90 67H87V69H90V70H85V72H88V71H90V73L89 74H91L92 75V73L91 72H93V71H91V68ZM97 67V66H96ZM120 67V66H119ZM133 66H131V67H129L130 69L129 70H131V68H132ZM144 67V66H143ZM28 68V69H27ZM79 70H77V69ZM126 68V67H125ZM140 70H142L141 69V67H138ZM145 68V67H144ZM1 69V68H0ZM53 69V68H52ZM55 69V68H54ZM53 69V70H54ZM121 68H118L117 70L119 71ZM136 69V68H135ZM146 69V68H145ZM53 70H52V72H53ZM56 70H57V68H56ZM102 70V71H103ZM115 70V69H114ZM127 69H125V71H126ZM140 70H138V71H140ZM33 71V72H32ZM78 71V72H77ZM134 71V70H133ZM138 71H136V73H138ZM77 72V73H76ZM84 72V73H85ZM105 72H108V71H105ZM121 73H125L124 71H120ZM143 72V70L141 71V73ZM147 72V71H146ZM101 73V72H100ZM46 74H48L47 75V79H46ZM54 74H55V72H54ZM88 74V73H87ZM107 74V73H106ZM117 74L119 75V72H117ZM127 75L128 74H130V73H126ZM132 74V73H131ZM28 75H31L32 76V82H29L28 84L27 83H21V81H25V79H27V77H28ZM52 75H53V73H52ZM84 75V74H83ZM136 75V74H135ZM138 75V74H137ZM141 75V74H140ZM146 75V74H145ZM144 75V76H145ZM59 76V77H58ZM103 76V75H102ZM123 76V75H122ZM130 76V75H129ZM134 76V75H133ZM143 76V77H144ZM150 76V75H149ZM50 77H53V78H59V79H57V81H58V84H57V81L55 80V84L57 85L56 86V88L54 87V82H53V84H51L50 85V83L48 84L46 81H49L50 80ZM69 77V76H68ZM107 77V76H106ZM120 77V76H119ZM82 78V77H81ZM102 78V77H101ZM128 78V77H127ZM130 78L132 79V77L130 76ZM134 78V77H133ZM145 78V77H144ZM149 78V77H148ZM30 79V78H29ZM49 79V80H48ZM52 79V78H51ZM65 79V78H64ZM71 79V78H70ZM69 78L67 79V80H70ZM73 79V78H72ZM71 79V80H72ZM79 79H80V77H79ZM79 79H78V81H79ZM105 79V78H104ZM121 79V78H120ZM122 79H123V77H122ZM136 79V78H135ZM64 81L63 80V82H65L66 84H67V82L68 81ZM73 80V81H74ZM100 80H102V81H106V82H101ZM124 80H126V79H124ZM123 80V81H124ZM147 80H150V79H147ZM60 81V82H59ZM72 81V82H73ZM26 82V81H25ZM131 81H128V83H130ZM143 82H145V79L143 80ZM151 82V81H150ZM65 83H62V87H64V85L63 84H65ZM71 82L69 81V84H70ZM133 83V82H132ZM135 83V82H134ZM23 84V85H22ZM47 84V85H46ZM65 84V85H66ZM145 84V83H144ZM70 85V86H71ZM125 85V84H124ZM124 85H122V86H124ZM132 84L130 83L129 84V86H131ZM136 85V84H135ZM134 85V86H135ZM23 86V87H22ZM49 86V88H47ZM61 86V84L59 85V87ZM74 86V85H73ZM102 86V88H100L101 90H99V87H101ZM126 86V85H125ZM145 86V85H144ZM143 86V87H144ZM66 87V86H65ZM139 87H141V85L139 86ZM147 87V88H146ZM145 88H146V90L147 89H149V87L148 86H146ZM152 87V86H151ZM54 88H55V90H54ZM67 88V87H66ZM130 88H133V86L132 87H130ZM138 88V87H137ZM142 88V87H141ZM144 88V89H145ZM61 89V88H60ZM121 89V88H120ZM124 89H126L127 90V88H125L124 87ZM153 89V87L151 88V89H149V90H152ZM70 90V89H69ZM69 90H67V92H69ZM126 90H121L122 92H120V94H122L123 93V91H126ZM128 90H131V89H128ZM134 91H135V89H133ZM139 91H140V89H138ZM52 91H56L55 92V94H54V92H52ZM62 91H64L63 90V88H62V90H61V92ZM97 91V92H98ZM41 92H42V90H41ZM40 92V93H41ZM66 92V93H67ZM71 92V91H70ZM95 92V91H94ZM108 91H105V93H107ZM150 92V91H149ZM152 92V91H151ZM39 93V94H40ZM43 93V92H42ZM108 93H110V92H108ZM119 93V92H118ZM126 93V92H125ZM124 93V95H127V94H125ZM130 93V92H129ZM44 94V93H43ZM63 94V93H62ZM72 94V93H71ZM82 94V93H81ZM92 94H94L93 92H92ZM132 94V93H131ZM147 94H149V93H147ZM74 95V94H73ZM96 95V94H95ZM95 95H92L93 97L95 96ZM103 95H104V93H103ZM110 95V94H109ZM116 95V94H115ZM134 95H135V93H134ZM146 95V93H144V95L143 96H145ZM45 96V97H46ZM60 96H61V94H60ZM75 97H76V95H74ZM137 96V95H136ZM44 97V98H45ZM64 97V96H63ZM62 97V98H63ZM68 97H70V96H68ZM85 97V96H84ZM91 97V96H90ZM96 97V96H95ZM95 97L93 98L94 100H95ZM110 97H112V96H110ZM147 97V96H146ZM43 98V97H42ZM81 98V97H80ZM109 98V97H108ZM127 98H128V96H127ZM127 98H124L125 100L127 99ZM134 98H136L135 96H134ZM9 99H11V100H9ZM71 99H75V98H72L71 97ZM78 99V98H77ZM76 99V100H77ZM83 99V98H82ZM105 99V98H104ZM110 99V98H109ZM147 99V98H146ZM8 100V101H7ZM13 100V101H12ZM46 100V99H45ZM59 100H60V98H59ZM90 100H92V99H90ZM132 100V99H131ZM11 101V102H10ZM42 100H40V102H41ZM52 101V100H51ZM67 101V100H66ZM75 101V100H74ZM84 101H86V97H85V99H84ZM96 101H98L97 99L95 100V103H96ZM45 101H43V103H44ZM62 103H63V101H61ZM69 102V101H68ZM71 102V104L73 103L72 102V100L70 101ZM124 102H126V101H124ZM4 103V104H3ZM52 103H53V101H52ZM51 103V104H52ZM86 103V102H85ZM126 103H128V102H126ZM39 104V105H38ZM54 104H56V102L54 103ZM57 104H58V102H57ZM71 104L69 105V107L71 106ZM74 104V103H73ZM88 104V103H87ZM86 104V105H87ZM98 104V103H97ZM125 104V103H124ZM134 104V103H133ZM7 105V104H6ZM7 105V106H8ZM48 105H49V103H48ZM83 105V104H82ZM106 105V104H105ZM51 106V105H50ZM67 106H68V104H67ZM73 106V105H72ZM77 106V105H76ZM88 106V105H87ZM109 106V105H108ZM132 106H134V105H132ZM137 106V105H136ZM52 107H53V105H52ZM54 107H56V106H54ZM58 107V106H57ZM60 107L62 108L63 107V105L61 106L60 105ZM65 107V106H64ZM86 107V106H85ZM91 107V106H90ZM90 107H88V108H90ZM95 107H98V106H96V104H95ZM118 107V106H117ZM117 107H115V108H117ZM66 108V107H65ZM75 108V107H74ZM94 108V107H93ZM108 108V107H107ZM106 108V109H107ZM113 108V107H112ZM135 108V107H134ZM1 109H2V107H1ZM57 109V108H56ZM100 109V108H99ZM109 109L110 108H108V110L107 111H105V109H102V110H104L105 112H108L109 111ZM2 110H4V109H2ZM83 110H86V109H83ZM95 110V109H94ZM116 110V109H115ZM115 110H113L114 112H115ZM120 110H123L124 111V108H122V109H120ZM128 110V109H127ZM132 110L134 111V109L132 108ZM60 111H61V109H60ZM65 111V110H64ZM75 111V110H74ZM93 111V110H92ZM97 111H99V110H97ZM110 111H111V109H110ZM82 112H84V111H82ZM88 112V111H87ZM103 112V111H102ZM112 112V111H111ZM113 112V113H114ZM128 112H130V111H128ZM57 113V114H56ZM81 113V112H80ZM91 113V112H90ZM104 113V112H103ZM112 113V114H113ZM121 113V112H120ZM134 113H135V111H134ZM82 114V113H81ZM85 114V113H84ZM98 114V113H97ZM108 114H110L109 116H111V113H108ZM108 114H105V116H108ZM124 114H126V113H124ZM127 114H129V113H127ZM113 115H116V114H113ZM119 115V114H118ZM132 114L130 113V115H129V117L131 116ZM86 116V115H85ZM97 116V115H96ZM98 116H100V114L98 115ZM122 116V115H121ZM121 116H119V117H121ZM74 117V116H73ZM79 117V116H78ZM128 117V118H129ZM134 116H132V118H133ZM75 118H76V116H75ZM108 119H109V117H107ZM127 118V117H126ZM125 118V119H126ZM131 118V119H132ZM116 119V118H115ZM121 119H122V117H121ZM65 120H67V119H65ZM72 120H74V122H75V119H72ZM105 120H106V118H105ZM133 120V119H132ZM102 121H104V120H102ZM106 121H108V120H106ZM106 121H104V123L103 124H106L105 122ZM249 121V120H248ZM77 123H78V121H76ZM112 122H114V121H112ZM132 122V121H131ZM130 122V123H131ZM92 123V122H91ZM101 124H102V122H100ZM247 123V122H246ZM42 124V126H43V124H45V128H44V130L46 129V127L48 126H50L51 124H52V127L53 126H55L54 128V132L56 133L57 131H56V127L57 126H59V129L62 131H60L58 128H57V130H59L57 133H59L58 134V136L56 135H52L53 134V131H50L51 130V128L48 130V129H46L47 131H42L43 133H44V136H43V138L40 136V135H37L36 136V134L38 133V134H41L42 135V133H41V131H37L35 128H37V125H41ZM54 124V125H53ZM95 124V123H94ZM97 124V123H96ZM47 125V126H46ZM87 125V124H86ZM100 125V124H99ZM34 126H36V127H34ZM66 126V125H65ZM76 126V125H75ZM95 126V125H94ZM101 126V125H100ZM104 126V128L105 127H107V126H105V125H103ZM32 127H34V129H31ZM102 127V126H101ZM100 127V128H101ZM109 127V126H108ZM85 128V127H84ZM111 127H109V129H110ZM115 128H117V127H115ZM28 129H30L29 131L30 132H34L35 130H36V132H34L35 133V136H32V135H34V133L33 134H30V132H28L27 130ZM86 129V128H85ZM84 129V130H85ZM92 129V128H91ZM100 130V129H99ZM48 131H50L51 132V134H49L48 135ZM88 131V130H87ZM91 131V130H90ZM112 131H114V130H112ZM47 132V133H46ZM68 132V131H67ZM66 132V133H67ZM72 132V131H71ZM75 132V131H74ZM77 132V131H76ZM95 132V131H94ZM99 132V131H98ZM98 132H96L95 134L97 135V133ZM258 132V131H257ZM256 132V133H257ZM29 133V135H26V134H28ZM66 133H64V136L66 135ZM68 133H70V132H68ZM79 133H82V129H81V131L79 132ZM93 133V132H92ZM116 133H118V132H116ZM259 133V132H258ZM72 134V133H71ZM47 135V136H46ZM51 135H52V137H51ZM77 136H78V133L76 134ZM110 136L111 135H113V134H109ZM115 135V134H114ZM254 135H255V133H254ZM49 136V137H48ZM85 136V135H84ZM87 136H91V135H87ZM252 136V135H251ZM67 137V136H66ZM65 137V138H66ZM96 137H98V136H96ZM118 137V136H117ZM39 138H40V140H39ZM74 138V137H73ZM80 138H81V135H80ZM86 138V137H85ZM100 138V137H99ZM113 138H115L116 139V137H114L113 136ZM112 137L110 138V139H113ZM38 139V140H37ZM55 139V140H54ZM56 139H59L58 141L56 140ZM96 139H98V138H96ZM101 139H103V138H101ZM64 140V139H63ZM76 140V139H75ZM82 140V139H81ZM83 140H84V138H83ZM106 140V139H105ZM65 141V140H64ZM64 141H63V143H64ZM68 141V140H67ZM89 141V140H88ZM117 142V140H114L113 142ZM85 142H87L86 140H84V143ZM101 142H105V144L108 142V140L107 141H104V140H101ZM100 142V143H101ZM110 142H111V140H110ZM77 145L79 146V144H80V141H77ZM92 143V142H91ZM99 143V144H100ZM67 144V143H66ZM65 144V145H66ZM74 144V143H73ZM88 144H90V143H88ZM97 144V143H96ZM104 144V145H105ZM111 144V143H110ZM114 144V143H113ZM118 144V143H117ZM153 144H156V142H153ZM152 144V145H153ZM55 145V146H54ZM71 145H72V142H71V144L69 145L70 147H71ZM76 145V144H75ZM82 145V144H81ZM80 145V146H81ZM108 145V144H107ZM112 145V144H111ZM67 146V145H66ZM79 146V147H80ZM83 146H84V144H83ZM85 146H87V144L85 143ZM110 146V145H109ZM154 146H157V145H154ZM74 147V146H73ZM77 147V146H76ZM88 147H90V145H88ZM87 147V148H88ZM96 147V146H95ZM112 148H117V146H116V144H114V147H112ZM68 149H70V148H68ZM84 149H85V147H84ZM83 149V150H84ZM118 149V148H117ZM74 150V149H73ZM66 151H68V150H66ZM85 151V150H84ZM89 151V150H88ZM105 151H108V150H105ZM104 151V152H105ZM116 151V150H115ZM128 151H130V150H128ZM133 151V150H132ZM169 151V150H168ZM113 152V151H112ZM171 152V151H170ZM168 153V154H171V153ZM72 154H73V152H71ZM75 153V152H74ZM86 153H88V152H86ZM93 153H95V152H93ZM99 153V152H98ZM105 153H107V152H105ZM178 154H179V152H177ZM77 154H79V153H77ZM115 154H117V152H115ZM73 155H75V154H73ZM119 155V154H118ZM167 155V154H166ZM81 155L79 154L78 155V157H80ZM84 156H86V155H84ZM98 156H101V155H98ZM97 156V157H98ZM109 156V155H108ZM169 156V155H168ZM171 156V155H170ZM213 156V155H212ZM212 156L210 157V160H211V158H212ZM217 156H218V154H217ZM94 157V156H93ZM67 159H69L68 157H66ZM65 158V159H66ZM84 159H85V157H83ZM104 158V157H103ZM168 159L170 158V157H167ZM91 159H93V158H91ZM101 159V158H100ZM109 159H111V157L109 158ZM168 159L166 160L167 162L166 163H171L172 161H169L168 162ZM170 159H172V158H170ZM213 159H214V157H213ZM216 159V158H215ZM86 160V159H85ZM99 160V159H98ZM118 160V159H117ZM161 160V159H160ZM177 159H175V161H176ZM86 161H88V160H86ZM162 161L164 162L165 160H163L162 159ZM212 161V160H211ZM114 162H116L115 160H114ZM159 162V161H158ZM174 162V161H173ZM161 162H159V164H160ZM166 163H164V164H166ZM178 163V162H177ZM211 163V162H210ZM74 164V163H73ZM72 164V165H73ZM115 164H117V162L115 163ZM158 164V163H157ZM162 164V163H161ZM163 164V165H164ZM181 164V163H180ZM183 164H185L184 162H183ZM206 164V163H205ZM204 164V165H205ZM67 165H70V163L69 164H67L66 163V166ZM163 165H162V167H163ZM178 165H179V163H178ZM182 165V164H181ZM202 165V164H201ZM71 166V165H70ZM78 166V165H77ZM186 166V165H185ZM203 166V165H202ZM68 167V166H67ZM67 167H64V168H67ZM109 167V166H108ZM123 167H125L124 165H123ZM178 167V166H177ZM182 167V166H181ZM205 169H203L202 171H203V173L202 172H196V173H198V175H199V177L197 176V177H192L193 179H190V180H186V177H188V175L190 174L191 175V173H189V166H188V169L187 170H189V171H187L189 174H187L186 173V170H184L185 169V167H183L184 169L182 170L183 171V173L185 174V175H187V176H185V177H183V178H185V180L183 179V178H181L182 177V175H184L183 173H182V171L180 172H178L177 170H178V168H176V165H175V168L177 169H175L176 171H177V173H178V176L181 178V179H178V180H184V182L185 183H187V185H191V182L192 181H196V183L194 182V188H193V185L189 188V190H191V192H188L189 190H186V189H184L185 187H183V183L181 182V183H179L178 182V180H177V173H176V176H174L173 175V177H172V179H170V180H168V178L167 179H165L164 180V178L162 179V177L163 176H160L161 177V179L160 180H163L164 182H166V184L165 185H160V183L161 182H163V181H160V183H159V185H160V188L161 189H159V191H157V195L155 196V197H153V199H152V201H150L151 203L148 205L147 204V207L145 208V210H143L144 211V215H143V217H140V219H141V221L140 222H138V224H136L137 225V228H139V230H140V227L141 228H143V229H141L140 231H142V230H144L146 227H149V226H153L154 225V227H153V230L156 228V229H158L157 227L158 226H156V225H159V231H158V233H156V234H158V235H156L157 237H155V238H153V236H152V239H150V240H152V241H150V242H145V243H147V244H144V245H140V246H138V247H135V248H133V249H131L129 246H126V247H129V248H127L128 250H126V249H124V248H120L121 250H118L117 248H114V249H116V252L114 253V254H111L110 252H108V251H105L104 252V250L102 249H99V250H101V251H99L100 253L98 254V255H96L95 254V252L97 251V249L95 250V249H93L95 252H92L93 254V256H97V257H99V261H100V264H101V262L103 263V264H262L263 262H264V219L263 220H261V219H256V220H249L248 218L251 216V214H253L254 212H255V208H245V206H247L248 207V205H245L244 207H242V206H239L240 204H242V203H237L236 202V200H238V198L236 199V200H233V201H231L232 200V198L231 197H229V199L231 198V202H229V199H228V196L226 197L225 195L227 194H222V193H220V191H215V190H208L207 192H205V190L204 191H202L201 192V194H200V192L199 191H201L200 190V188H201V186H206L205 184H207L208 183V181L210 182V180H208V177H206V176H208V172H209V168H207V166L205 165ZM209 167H210V165H209ZM73 168V167H72ZM74 168H75V166H74ZM170 168V167H169ZM187 168V167H186ZM203 168H204V166H203ZM77 170H79V168L77 167L76 168ZM80 169L82 170L83 168H81L80 167ZM145 169H147V166L145 167ZM148 169H150V168H148ZM160 169H161V167H160ZM165 169V168H164ZM69 170V171H68ZM71 170H73V169H71V168H67V172L68 173H70L71 172ZM75 170V169H74ZM73 170V171H74ZM161 170H163V168L161 169ZM174 170V169H173ZM172 170V171H173ZM205 170V171H204ZM206 170H208L207 172H206ZM59 171V172H58ZM116 171H118V169L116 170ZM136 171H137V169H136ZM62 172H65V170L64 171H62ZM79 172V171H78ZM84 172V171H83ZM113 172H115V171H113ZM169 172H170V170H169ZM169 172H167V169H166V174L167 175H169L168 173ZM210 172H212V171H210ZM81 173H82V171H81ZM85 173V172H84ZM117 173V172H116ZM155 173V172H154ZM158 173H160V171L158 172ZM158 173H156L157 174V176H159V174ZM171 173V172H170ZM172 173H174V171L172 172ZM179 173H181V174H179ZM208 173V174H207ZM31 174L32 175H34V179H36L37 180V182L38 183H36V184H38L39 185V187L41 188V189H38V190H42V192H39V194L37 193V192H35V193H37L35 196L31 193V192H33V189H32V191H31V188L33 187V186H35V184L33 185V186H29V185H27V184H31L32 182H29L28 183V181H31V179L32 178H30L31 177ZM65 174V173H64ZM72 174V173H71ZM70 174V176L72 177L73 175H71ZM80 174V173H79ZM83 174V173H82ZM161 174V173H160ZM213 174V173H212ZM215 174V173H214ZM76 175H78V174H76L75 173V176ZM163 175V174H162ZM35 176H36V178H35ZM67 176L68 175H66L65 177L67 178ZM156 176V175H155ZM170 176H171V174H170ZM170 176H169V178H170ZM193 176V175H192ZM195 176V175H194ZM62 177V176H61ZM60 177V179H61V181H62V178ZM65 177H64V179L63 180H65ZM78 177V176H77ZM164 177H165V175H164ZM178 177V178H179ZM211 177V176H210ZM30 178V180H28ZM73 178V177H72ZM71 178V179H72ZM79 178H81L80 176H79ZM83 178H85V177H83ZM82 178V179H83ZM154 178V177H153ZM173 178H176V180L174 179V181H175V183H173L174 181H173ZM190 177H188L187 179H189ZM212 178H213V176H212ZM33 179V182L35 181L36 182V180H34ZM59 179V180H60ZM208 180V181H205V180ZM210 179V178H209ZM28 180V181H27ZM58 180V181H59ZM73 180V179H72ZM71 180V181H72ZM75 180H76V178H75ZM74 180V181H75ZM84 180H86V179H84ZM159 180V179H158ZM157 179H156V181L155 182H159ZM212 180V179H211ZM58 181H56V182H58ZM61 181H59V183L58 184H60L61 183ZM67 181H68V179H67ZM67 181H65V182H67ZM69 181L70 183H71V185L73 184V182L74 181ZM79 181V180H78ZM180 184V185H182V187H183V189H180L179 188V184L177 183V182ZM206 183H205V182ZM230 181V180H229ZM34 182V183H35ZM49 182V183H48ZM69 182H67V185H69L70 183ZM85 182V181H84ZM218 182V181H217ZM232 182V181H231ZM69 183V184H68ZM78 183V182H77ZM80 183H82V182H80ZM193 183V182H192ZM238 183V182H237ZM58 184H56V186L54 185V184H52L51 186H52V188H53V185L55 186L54 187V189L56 190L60 185H58ZM62 184V183H61ZM79 184V183H78ZM83 184H86V183H83ZM175 184H177V185H175ZM195 184H196V186H195ZM228 184V183H227ZM232 184V183H231ZM235 184V183H234ZM239 184V183H238ZM58 185V186H57ZM67 185H64L63 184V186H66V187H69V186H67ZM70 185V186H71ZM74 185V184H73ZM72 185V186H73ZM156 185H158V184H156ZM155 185V186H156ZM159 185L158 186H156L155 187V189L156 188H158L159 187ZM179 185V186H178ZM214 185V184H213ZM218 185V184H217ZM45 188V191L43 192V187ZM51 186H50V188H51ZM62 186V187H63ZM82 186V185H81ZM152 186H153V184H152ZM178 186V187H177ZM184 186H186V185H184ZM188 186V187H189ZM29 187H31L30 188V190H29ZM62 187H60V188H62ZM74 187H75V185H74ZM181 187V188H182ZM196 187H198V191L196 190L197 188ZM207 187V186H206ZM49 188V187H48ZM154 188V187H153ZM187 188V187H186ZM196 188V189H195ZM237 188H239V189H241V191H242V194L244 193V192H246L247 190L246 189H244V187L243 186H241V187H237ZM53 189V190H54ZM62 189H64V188H62ZM179 189H180V193H179ZM188 189V188H187ZM194 189V190H193ZM30 191V194H32L34 197H32V195H30L28 192ZM37 190V191H38ZM52 190V189H51ZM58 190V189H57ZM110 191H112L111 189H109ZM151 190H153V189H151ZM183 190H185L184 191V196H182V191ZM238 190V189H237ZM36 191V190H35ZM154 191V190H153ZM188 192L189 193V195H188V193H187V195L189 196V197H191L190 196V193L191 194H195L194 196H192V200H190L191 202L189 203V205L185 208L183 205V207L182 206H179V204H183V199H187L188 198V196H187V198L185 197L186 196V193L185 192ZM195 191V192H194ZM49 192V193H48ZM107 192V191H106ZM182 192V193H181ZM204 192V193H203ZM237 192H239V191H236L235 192V196L236 195H238L239 196V194L237 193ZM41 193V194H40ZM107 193H109V192H107ZM112 193V192H111ZM110 193V194H111ZM155 193H153V194H151V195H154ZM197 193H199V194H197ZM110 194H106V195H109L110 196ZM150 195V196H151ZM241 195V194H240ZM28 196H30V197H28ZM58 196H60V195H57V197ZM112 196V195H111ZM140 196H142V195H140ZM230 196H232L231 194H230ZM234 196V195H233ZM235 196L233 197V198H235ZM237 196V197H238ZM148 197V196H147ZM185 197V198H184ZM60 198H63V200H66V197L65 196H61ZM129 198V197H128ZM240 198H242V197H240ZM111 200L113 199V197L112 198H110ZM129 199H132V198H129ZM182 199V200H181ZM190 199V198H189ZM34 200V199H33ZM42 200V201H43ZM139 200V199H138ZM144 200V199H143ZM143 200H139V201H143ZM145 200H147V199H145ZM241 200H243V199H241ZM58 201H59V199H58ZM133 201V200H132ZM135 202L137 201V200H134ZM189 201V200H188ZM256 201V200H255ZM23 202V203H24ZM32 202V201H31ZM55 202V203H54ZM111 202V201H110ZM131 202V201H130ZM148 202V201H147ZM180 202H182V203H180ZM186 202V201H185ZM241 202V201H240ZM106 203V202H105ZM109 203V202H108ZM107 203V204H108ZM131 203H133V202H131ZM130 203V204H131ZM143 203V202H142ZM146 203V202H145ZM144 203V204H145ZM187 203V202H186ZM186 203H184V204H186ZM243 203H245V202H243ZM18 204V206H16ZM32 204V203H31ZM36 204V203H35ZM37 204H38V202H37ZM40 204H42V203H40ZM135 204V203H134ZM137 205H138V203H136ZM253 204H254V202H253ZM23 205H25V204H22L21 206H23ZM141 205V204H140ZM143 205V204H142ZM27 206H28V204H27ZM30 206V205H29ZM37 206H39L40 207V205L38 204ZM134 206V205H133ZM136 206V205H135ZM139 206V205H138ZM42 207H44L43 205H42ZM108 207H110V206H108ZM132 207V206H131ZM106 208H107V206H106ZM137 208H139V207H137ZM132 209H134V208H132ZM144 209V208H143ZM108 210V209H107ZM106 210V213L108 212ZM100 211V210H99ZM103 211H105V210H103ZM133 211V210H132ZM101 212V211H100ZM100 212H99V214H100ZM112 212V211H111ZM136 212V211H135ZM134 211H133V213H135ZM104 213V212H103ZM9 214V213H8ZM101 215V214H100ZM107 215H109V214H107ZM99 216V215H98ZM111 216V215H110ZM114 216V215H113ZM19 217V216H18ZM20 218V217H19ZM111 218H113V217H111ZM6 219V218H5ZM21 219V218H20ZM94 219V218H93ZM121 220V219H120ZM133 220H134V218H133ZM138 220V219H137ZM122 221V220H121ZM253 221H255V223L253 222ZM126 222V221H125ZM131 222V221H130ZM98 223H102V222H98ZM113 223V222H112ZM117 223V222H116ZM122 223H124V222H122ZM133 223V222H132ZM1 224H3V223H1ZM110 224V223H109ZM108 224V225H109ZM140 224H142L141 226H140ZM105 225H107V224H105ZM135 225V224H134ZM133 225V228H131L130 227V230H133V229H135L136 230V228H135V226ZM140 227H139V226ZM100 226V225H99ZM110 226V225H109ZM109 226H106V228L107 229H109L108 227ZM112 226V225H111ZM120 227V226H119ZM151 227H149V228H151ZM100 228L101 229H103V231H104V233H106L105 231L107 230L106 228H104V227H101L100 226ZM111 229V228H110ZM118 231L120 230V229H117ZM116 229H115V231H117ZM123 230V229H122ZM149 230V229H148ZM152 230V231H153ZM89 231V230H88ZM91 231H93V230H91ZM110 231L111 230H109L108 232L110 233ZM114 231V230H113ZM117 231V232H118ZM121 231V230H120ZM124 231V230H123ZM126 231V230H125ZM150 231V230H149ZM148 231V232H149ZM95 232H96V230H95ZM117 232L115 233L116 235H117ZM156 231H154V233H155ZM86 233V232H85ZM91 233H94V232H91ZM109 233H108V235L107 236H105L104 234H103V236L104 237H107V238H109ZM114 233V232H113ZM113 233H112V235L111 236H114L113 235ZM152 233V232H151ZM153 233V234H154ZM95 234H97V232L95 233ZM107 234V233H106ZM85 234H83V236H84ZM94 235V234H93ZM94 236H97V235H94ZM151 236V235H150ZM150 236H149V238H150ZM89 237H90V235H89ZM103 237V238H104ZM91 241H92V239H90ZM90 241V242H91ZM147 241V240H146ZM149 241V240H148ZM122 247V246H121ZM124 247V246H123ZM95 248V247H94ZM115 251V250H114ZM88 253V252H87ZM89 254L91 255V250H90V252H89ZM89 254H87L88 256L87 257H89L90 255ZM95 254V255H94ZM101 254V255H100ZM84 256V255H83ZM86 258V257H85ZM90 258V257H89ZM92 258V257H91ZM87 259V258H86ZM92 260L94 261V258H92ZM262 262V263H261ZM264 264V263H263Z\"/></svg>", "mask_w": 264, "mask_h": 264}, {"label": "snow or ice", "instance_id": "obj_3", "mask_svg": "<svg viewBox=\"0 0 264 264\" xmlns=\"http://www.w3.org/2000/svg\"><path fill=\"white\" fill-rule=\"evenodd\" d=\"M165 2L166 0H152V6L156 8H161L165 6ZM207 119H212V117H208ZM260 135L264 136V131H260Z\"/></svg>", "mask_w": 264, "mask_h": 264}]
</instances>
